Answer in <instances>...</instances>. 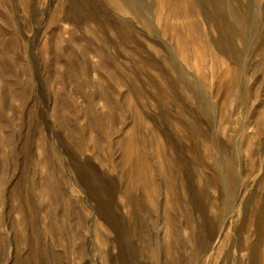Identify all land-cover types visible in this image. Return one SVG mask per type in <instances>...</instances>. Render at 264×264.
<instances>
[{
  "label": "rangeland",
  "instance_id": "374dc122",
  "mask_svg": "<svg viewBox=\"0 0 264 264\" xmlns=\"http://www.w3.org/2000/svg\"><path fill=\"white\" fill-rule=\"evenodd\" d=\"M218 1L0 0V264H264V0Z\"/></svg>",
  "mask_w": 264,
  "mask_h": 264
},
{
  "label": "bare ground",
  "instance_id": "6f19581e",
  "mask_svg": "<svg viewBox=\"0 0 264 264\" xmlns=\"http://www.w3.org/2000/svg\"><path fill=\"white\" fill-rule=\"evenodd\" d=\"M70 1L72 3L73 7L75 9H79L80 11L81 10L85 11V5L90 4V7L88 9H86V14H87L89 19L95 20V21L97 20L98 23L101 21L102 23H104L105 25L110 27V30L113 33L112 35L124 36V37H127L129 35V29H128L129 25H128L127 21H125V19L116 17L114 14L108 12V10L106 8L93 7V4H95V3H99L100 5L101 4L102 5L110 4L113 7H115L117 10L122 11V12L127 13V14H131L132 16L138 17V18L141 17L140 11H142V12L148 11V9L146 7L148 4L153 6L154 13L159 15V18H160V14H165L167 17H169L171 15L174 17L175 16H182L184 14L185 17H187V18L192 17L195 14V8H194L192 0H70ZM207 1L210 4H211V2L217 1V4L222 9L228 10L226 4L221 2V1H218V0H207ZM60 8H61V6H60ZM111 9H113V8H111ZM148 14H149V11H148ZM162 19H165V18H162ZM210 21H211V18H210ZM163 23H165V22L163 21ZM189 23H190L189 26L187 24V26H188L187 27L188 28L187 34H189L188 35L189 37L185 38L180 43H178L181 47H186L187 45H190V46L193 45V47L199 46L196 44L197 42H195L193 39V35L197 31V24L193 20ZM164 26H166V25H164ZM163 28H165V27H163ZM177 28H178V26H177ZM173 29H174V27H173ZM92 30L94 32L98 33V30L96 28H93ZM174 32L176 33V35L179 34L178 29H174ZM217 42H218V44H220L222 42V40H217ZM114 44H116V43H114ZM113 78H115V80H117L118 77L113 76ZM124 151H125V149H124ZM134 153H135V151L132 152V156L134 155ZM126 154L128 155V152H125L124 155H126ZM142 155H144V154H142ZM143 157L144 156H141L140 153L136 152L134 159H132V160L130 159V160L134 161V164L136 165V166L135 165L134 166L136 168L138 166L140 167V165L145 168L146 164H145V159H143ZM124 158H127V157H124ZM129 158H131V157H129ZM136 168H135V170H136ZM143 171L144 170H142V172ZM142 172H141V174H142ZM141 174H140V176H141ZM137 176H135L136 179L137 180L139 179V181L142 182L143 179L140 177L137 178ZM144 179H146V178H144Z\"/></svg>",
  "mask_w": 264,
  "mask_h": 264
}]
</instances>
